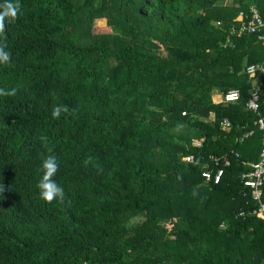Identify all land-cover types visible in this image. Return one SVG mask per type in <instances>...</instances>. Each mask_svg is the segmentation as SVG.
I'll return each mask as SVG.
<instances>
[{
    "label": "trees",
    "instance_id": "obj_1",
    "mask_svg": "<svg viewBox=\"0 0 264 264\" xmlns=\"http://www.w3.org/2000/svg\"><path fill=\"white\" fill-rule=\"evenodd\" d=\"M19 7L0 31V264H264V213L243 184L264 151V72L246 73L264 48L231 34L264 20V0ZM48 155L64 197L46 202Z\"/></svg>",
    "mask_w": 264,
    "mask_h": 264
},
{
    "label": "built area",
    "instance_id": "obj_2",
    "mask_svg": "<svg viewBox=\"0 0 264 264\" xmlns=\"http://www.w3.org/2000/svg\"><path fill=\"white\" fill-rule=\"evenodd\" d=\"M241 22L239 27H232L231 34L236 35L237 37L249 34L256 36L257 41L264 48V20L260 19L255 13L252 16L245 20L241 16ZM257 72H264V67L262 65H251L246 68V73L249 75H255ZM239 98V93L236 90H231L227 92L223 97L224 102H235ZM248 108L257 112L259 105L257 100V94L254 93L251 99L248 102ZM258 127L261 130H264V113L260 115L257 121ZM262 160L260 163L254 165L256 168L255 172H250L249 174L243 176V184L246 187L253 189L252 197L258 203V211L264 213V203L261 200V187L263 185V163H264V151L261 154ZM191 157H186V161H191ZM223 171L219 170L214 176L213 182L216 184L220 181ZM203 176L209 180L210 174L204 173Z\"/></svg>",
    "mask_w": 264,
    "mask_h": 264
},
{
    "label": "clouds",
    "instance_id": "obj_3",
    "mask_svg": "<svg viewBox=\"0 0 264 264\" xmlns=\"http://www.w3.org/2000/svg\"><path fill=\"white\" fill-rule=\"evenodd\" d=\"M20 12L19 0H4L0 3V31L3 30L5 23L15 21L17 14ZM10 62V53L3 43H0V65ZM15 88L9 90L6 94L11 95L15 92ZM0 94H5L4 89H0ZM60 108L53 110V117H59ZM58 163L54 156L48 155L44 157L40 164V177L37 181V189L42 200L49 202L54 199H62L64 197V188L54 178L58 171ZM264 203V202H263Z\"/></svg>",
    "mask_w": 264,
    "mask_h": 264
},
{
    "label": "rangeland",
    "instance_id": "obj_4",
    "mask_svg": "<svg viewBox=\"0 0 264 264\" xmlns=\"http://www.w3.org/2000/svg\"><path fill=\"white\" fill-rule=\"evenodd\" d=\"M104 25V21L103 20H98V21H96V27H102ZM218 95V96H217ZM216 96H217V99L216 98H214V100L215 101H217L218 100V98L220 97V94H217ZM215 96V97H216Z\"/></svg>",
    "mask_w": 264,
    "mask_h": 264
},
{
    "label": "crops",
    "instance_id": "obj_5",
    "mask_svg": "<svg viewBox=\"0 0 264 264\" xmlns=\"http://www.w3.org/2000/svg\"><path fill=\"white\" fill-rule=\"evenodd\" d=\"M263 65H264V64H263ZM214 98H216V99H217V96H216V97H214ZM218 100H219V99H218ZM218 100H217V101H218Z\"/></svg>",
    "mask_w": 264,
    "mask_h": 264
}]
</instances>
